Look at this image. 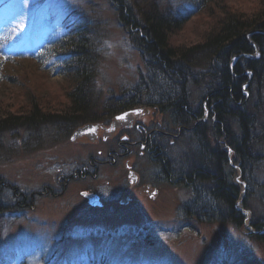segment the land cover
<instances>
[{
	"label": "rangeland",
	"instance_id": "obj_1",
	"mask_svg": "<svg viewBox=\"0 0 264 264\" xmlns=\"http://www.w3.org/2000/svg\"><path fill=\"white\" fill-rule=\"evenodd\" d=\"M181 1L158 0V6L172 8ZM261 5L262 0H218L207 11L202 9L186 21L171 37L172 44L181 47L202 41V37L223 18L221 11L252 16ZM71 8L92 11L100 24V36H96L100 59L95 93L101 101L139 85L141 76L147 74L145 58L120 25L110 0H0V33L8 19L17 28L18 23L25 22L19 42L10 46L29 50ZM12 30L10 41L16 37L15 29ZM42 65L38 59L4 65V74L15 83L6 80L0 85V118L27 112L29 104L25 95L28 93L34 94L37 104L46 112L54 113L68 107V82L51 75ZM196 91L190 93L194 95ZM153 111L162 125L177 131L178 126H171L167 116ZM47 133L53 134L52 128H48ZM22 137L21 130L14 132L6 135L2 144L0 183L10 185L12 191L0 184V200L11 206L16 201L14 191L33 194L35 198L25 208L0 216V264L264 263V244L248 236L252 230L248 225L253 212L264 217V199L258 197L257 191L247 202L252 211H247L248 218L241 228L229 223H198L192 218L187 219L182 210L193 197V191L179 183L173 185L161 181L154 199L137 195L140 198L134 203L122 204L116 190L125 185L123 169L111 174L105 169L98 180L91 182L96 187L109 178L112 183L109 182V186L102 183L99 189L109 191L112 196L109 203L104 201L100 207L88 206L79 193L85 189L84 184L71 182L65 187L59 177L75 167L74 160L85 159L93 149L89 143L76 145L69 142L68 137L61 136L46 138L43 144L26 150L22 147ZM262 144L261 152L264 153V142ZM186 145L187 140L178 138L169 147L170 154L165 151L175 168L179 166L175 158L184 154ZM131 158L135 160L133 155ZM152 170L154 165L145 162L144 175H149ZM236 175H240V170ZM254 177L258 188L264 182V164ZM238 179L235 176L237 182ZM238 183L245 188L242 181ZM159 231L162 232L157 234ZM144 236H150V239Z\"/></svg>",
	"mask_w": 264,
	"mask_h": 264
},
{
	"label": "trees",
	"instance_id": "obj_2",
	"mask_svg": "<svg viewBox=\"0 0 264 264\" xmlns=\"http://www.w3.org/2000/svg\"><path fill=\"white\" fill-rule=\"evenodd\" d=\"M131 1L110 3L130 41L143 54L147 74L141 76L139 85L118 96L109 95L104 102L95 93L100 24L92 11L71 8L29 50L10 46L19 42L25 22H17L18 28L12 20L3 23L0 85L6 80L15 83L4 74L5 64L38 59L45 71L68 82L69 105L65 110L46 112L34 94H26L27 112L0 118V153L6 135L14 132L21 130L22 147L33 149L46 138L68 137L76 125L95 118L97 112L112 114L143 104L167 116L171 126L183 127L180 139L187 140V149L175 158L179 166L175 168L166 157L165 151L170 154L174 144L164 141V147L151 154L153 176L193 191L182 213L198 223L215 221L241 228L245 225L243 210H251L250 196L257 191L264 199V182L256 188L254 177L264 164V0L252 16L221 11L223 18L202 41L181 47H175L171 37L193 15L207 11L218 0H182L165 9L159 8L158 0ZM12 29L16 37L10 41ZM48 128L53 134L47 133ZM238 170L245 188L235 180ZM22 195L28 203L19 198ZM25 195L14 191L16 201L11 206L0 200V216L28 206L30 195ZM250 218L254 232L248 236L264 244V217L253 212Z\"/></svg>",
	"mask_w": 264,
	"mask_h": 264
},
{
	"label": "flooded vegetation",
	"instance_id": "obj_3",
	"mask_svg": "<svg viewBox=\"0 0 264 264\" xmlns=\"http://www.w3.org/2000/svg\"><path fill=\"white\" fill-rule=\"evenodd\" d=\"M136 110L141 111L136 114ZM126 113L128 115L125 119H118V117ZM153 114L152 107L134 104L130 107L119 109L112 114H105L103 111L99 112L95 118L76 125L77 127L90 123L91 129L86 135L78 138L74 144L86 145L89 143V146L95 151L93 149L89 150L84 160H74L73 164H75V167L67 174H60L59 179L62 184L68 187L71 182L76 184L83 183L85 189L80 190L79 193L86 199L88 206V196L97 195L100 202L104 203V201H107L109 203V198L112 194L109 191L100 190L99 187L102 183L109 186L112 183L111 180L109 178L104 179L100 185L97 186L96 184V187L91 182L98 180L105 169L110 174L118 173L123 169L126 172L123 179L125 185L123 184L120 190H116V194L120 196V203L130 205L139 199L140 196L153 199L154 190L157 189L158 192L157 186L161 181L156 175L153 176L154 171L149 172V175L145 176L142 171L143 165L145 162L153 164L154 161L151 160V154H155L156 151L159 152L164 147L162 144L164 141L170 143V145L174 144V140L180 138L181 128H183L174 124L178 126L177 131H174V133L169 127L162 125ZM76 127L72 130L76 129ZM132 155L135 160L131 158ZM110 170L115 171L111 172ZM0 184L1 187H6L12 191L10 185L4 182ZM14 194L16 195V193ZM19 198L28 200L26 195L24 197L22 195ZM34 198V195L30 194L31 202ZM20 205L23 206V204Z\"/></svg>",
	"mask_w": 264,
	"mask_h": 264
},
{
	"label": "water",
	"instance_id": "obj_4",
	"mask_svg": "<svg viewBox=\"0 0 264 264\" xmlns=\"http://www.w3.org/2000/svg\"><path fill=\"white\" fill-rule=\"evenodd\" d=\"M90 126H91L90 124H87V125H84L82 127L76 128L75 132L71 135L70 140L74 141L78 137H80L84 134H87L90 131V130H88ZM95 202H96V198H91L89 201V203H91L92 205H97L98 203H95Z\"/></svg>",
	"mask_w": 264,
	"mask_h": 264
},
{
	"label": "snow or ice",
	"instance_id": "obj_5",
	"mask_svg": "<svg viewBox=\"0 0 264 264\" xmlns=\"http://www.w3.org/2000/svg\"><path fill=\"white\" fill-rule=\"evenodd\" d=\"M140 111H141V110H136V114H139ZM127 115H128V114L126 113V114H124L123 116L118 117V119H125Z\"/></svg>",
	"mask_w": 264,
	"mask_h": 264
}]
</instances>
